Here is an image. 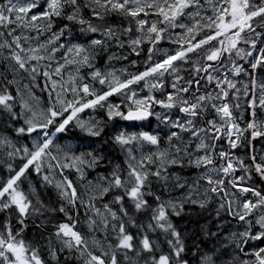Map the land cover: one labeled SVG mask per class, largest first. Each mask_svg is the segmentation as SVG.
Listing matches in <instances>:
<instances>
[{
    "label": "snow or ice",
    "instance_id": "snow-or-ice-1",
    "mask_svg": "<svg viewBox=\"0 0 264 264\" xmlns=\"http://www.w3.org/2000/svg\"><path fill=\"white\" fill-rule=\"evenodd\" d=\"M165 38L174 50L160 49ZM145 45L143 71L113 67ZM105 56L102 69L95 61ZM17 77L28 78L23 90ZM35 87L48 93L43 106L31 102ZM5 115L0 264H60L62 253L64 264H264V186L253 182V174L264 181V0H0ZM152 118V132L126 130ZM70 131L79 144L57 143ZM32 172L41 187L57 189L66 222L47 218L57 209L41 199ZM186 206L211 210L215 231H182L173 217ZM30 223L40 239L27 238Z\"/></svg>",
    "mask_w": 264,
    "mask_h": 264
},
{
    "label": "trees",
    "instance_id": "trees-1",
    "mask_svg": "<svg viewBox=\"0 0 264 264\" xmlns=\"http://www.w3.org/2000/svg\"><path fill=\"white\" fill-rule=\"evenodd\" d=\"M114 24L118 23L117 20H113L112 21ZM79 26H76V28L74 29V35L76 37H78L81 41H83L85 39V37L81 36L79 31H78ZM162 42H166L168 43L167 38H165L164 41ZM147 45L144 46V50L141 52L140 56H136L135 54H130V52L128 50L124 51V55L127 54L128 59L127 60H121V61H112V65H115V68L117 69H122V68H127V66L130 67V63L132 64V61H137L138 65H139V69L141 68L142 70H144V66H145V61L147 59ZM166 49V47H162V45H160V49ZM113 51H116L117 54H119V50L114 49ZM105 60L104 65L99 64V62ZM95 63L97 64L98 67H101L102 69L106 68V64H107V56L103 57L102 60H97L95 61ZM85 75H87V72L85 71L84 73ZM18 80H22V84H21V89L23 90V85L28 83V78L26 77H17ZM39 84L40 86H43L44 84V80L41 78L39 80ZM101 86L97 83L96 84V88L99 90ZM16 91V86L14 85L12 87V92L15 94ZM26 98L27 97V93H25ZM34 95H35V99H33L31 102L34 105L37 106H43L48 102V93L47 92H42L41 91V87H35L34 88ZM114 98L116 99L117 96H113L110 97V102H113ZM16 111H19V106L17 105L16 107ZM85 114H92L90 110L86 111ZM97 118H104V113L103 111L98 110L97 112ZM7 117L5 116H0V121L2 120H6ZM23 121H20L16 126L18 127L20 124H22ZM121 125H128L127 122H120ZM154 120L151 121V125L149 126V128L147 126H142L139 128L138 127H132V126H127L126 130L129 132L132 131H138V129H142V130H151L150 132L154 131ZM109 132H111V127H109L108 129ZM12 135L14 136L15 134L12 133ZM61 135V139L57 141V143H71L73 145H77L80 143V141L75 138L72 134L71 131L68 134H60ZM259 140H257L255 142V147L258 144ZM21 145L27 143V144H31V139H26V140H21L20 141ZM94 147H97L98 144H94ZM83 150V149H81ZM105 152L107 153H111V156L114 160V162H120L122 161L123 157L120 156L118 150H113L110 146H105ZM251 151V149H249V152ZM235 153L237 156H244V150L243 149H238L235 150ZM14 165H20V160L19 158H17L15 161H13ZM66 174L68 175V178L71 179L74 183L75 186L77 187L78 191H80L81 193H83V187L81 186L80 180H79V174L75 171V169H71V170H66ZM239 173H237L238 175ZM96 176L95 172H92L90 175H87V179L84 181V184H87V180H92L94 179ZM0 177L2 178H6L7 177V169L6 167H4L2 165V161H0ZM31 178L34 184H36L38 186V190H39V194L41 199L49 205V207L55 208L57 209V211L55 213H48L47 214V218L50 219L52 221V224L57 223V222H66L67 221V217L63 214V213H59L58 209L61 206L62 203H64L60 198H59V194L57 189L54 186H48L47 188L45 187H41L40 186V179L39 177H36L35 173L32 172L31 173ZM57 180L61 179V177L57 176L56 177ZM253 182L255 184V186L257 187H261L264 186V181H262L259 176H256L255 174H253ZM108 199H110V197H108ZM216 205H213V208ZM211 210L208 211H202L201 209H199L198 207L195 206H186L185 208V214L182 217H173V222L182 230L185 231L187 233V235L189 237H194V235L196 233H198L200 231V228L202 225H207V226H211L212 230L215 231V223L213 222L215 220L214 214H212L211 216L209 215ZM72 216L75 218L76 216V211L72 210L71 212ZM79 214L81 216V224L78 226L79 229L81 231L87 232L86 227L84 226V222H83V215H84V209L80 208L79 210ZM7 214L6 213H0V220H4L6 218ZM39 222V221H38ZM47 222V220L45 221ZM52 224H48V232H54L55 228L52 226ZM130 231H132L133 233L136 231L135 229H130ZM45 237H47V232L44 234ZM27 238L28 239H40V230H38L34 225H32L30 223L29 228L27 229ZM202 238V237H201ZM153 239H155V236H153ZM192 239L188 240V246L191 247L192 246ZM42 244H44V258L47 260H50V257L48 255V251H47V245L45 243V241H41ZM67 253H62L59 256V260H60V264H64L65 261V257H66ZM188 259H191V253H189L187 255ZM69 264H75V262L71 259H69Z\"/></svg>",
    "mask_w": 264,
    "mask_h": 264
},
{
    "label": "rangeland",
    "instance_id": "rangeland-1",
    "mask_svg": "<svg viewBox=\"0 0 264 264\" xmlns=\"http://www.w3.org/2000/svg\"><path fill=\"white\" fill-rule=\"evenodd\" d=\"M41 2H42V0H41ZM33 35H35L34 33H33ZM160 45H162V47H166V49H170V50H174L175 49V45H172V44H170L169 42L168 43H166V42H161V44ZM161 50H164V49H162L161 48ZM127 55V54H126ZM104 63H105V60H103V61H101V62H99V64H102V65H104ZM131 64V63H130ZM114 68H115V65L113 66ZM127 71L129 72V73H136V72H138V71H143L141 68L139 69V65H138V62L135 64V65H133L132 64V66H127ZM181 75H184V73H181ZM169 79H171V78H169ZM143 87V84L141 83L140 85H138V86H135V88H136V90H138L139 91V89L140 88H142ZM170 90V89H169ZM145 92H146V90H145ZM141 94H144V93H141ZM157 95H159L158 93H157ZM83 115V114H82ZM88 116L89 115H83V118L84 119H88ZM154 119V118H153ZM150 122L148 121L147 123H146V126H148L149 127V124ZM153 125H154V130L156 129V121H155V119H154V123H153ZM260 148H261V146L260 145H258V146H256V149L257 150H260ZM237 156V155H236ZM239 172V171H238ZM229 219H231V218H229ZM229 227H230V230H236L237 229V227H238V225H237V222L236 221H232L231 222V224L229 225ZM257 244H260V242H256ZM260 246H262V247H264V244H260ZM252 249L251 248H248L247 249V251H251ZM242 255V254H241Z\"/></svg>",
    "mask_w": 264,
    "mask_h": 264
}]
</instances>
